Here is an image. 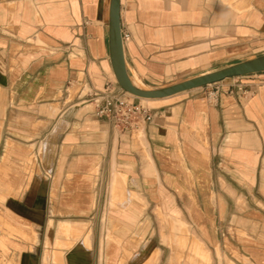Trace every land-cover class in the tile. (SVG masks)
Returning a JSON list of instances; mask_svg holds the SVG:
<instances>
[{"label": "crops", "instance_id": "0c3cea01", "mask_svg": "<svg viewBox=\"0 0 264 264\" xmlns=\"http://www.w3.org/2000/svg\"><path fill=\"white\" fill-rule=\"evenodd\" d=\"M109 5L0 0V264H264V72L120 129L81 104L124 92ZM120 26L144 90L264 54V0H120Z\"/></svg>", "mask_w": 264, "mask_h": 264}, {"label": "water", "instance_id": "95a60500", "mask_svg": "<svg viewBox=\"0 0 264 264\" xmlns=\"http://www.w3.org/2000/svg\"><path fill=\"white\" fill-rule=\"evenodd\" d=\"M108 48L112 71L117 84L127 94L135 98L150 100L171 96L202 88L225 79L264 72V54L225 68L205 73L164 88L144 90L136 88L130 81L124 62L123 42L120 26V0H110L108 22Z\"/></svg>", "mask_w": 264, "mask_h": 264}, {"label": "built area", "instance_id": "2783aa9c", "mask_svg": "<svg viewBox=\"0 0 264 264\" xmlns=\"http://www.w3.org/2000/svg\"><path fill=\"white\" fill-rule=\"evenodd\" d=\"M217 95V88L207 94L211 102L217 100ZM84 102L92 107L98 118L106 119L120 129L135 128L137 122L151 121L153 116L146 104L125 92L115 95L107 93L106 89L102 93L90 92Z\"/></svg>", "mask_w": 264, "mask_h": 264}, {"label": "bare ground", "instance_id": "6f19581e", "mask_svg": "<svg viewBox=\"0 0 264 264\" xmlns=\"http://www.w3.org/2000/svg\"><path fill=\"white\" fill-rule=\"evenodd\" d=\"M116 79V78H115ZM139 100L143 103V104H146L145 103V101H149L150 99H145V98H139ZM83 106H87L88 105V103H86V102H84V103H81ZM89 237V236H88ZM85 240H86V238H85ZM89 239H87V242H89L88 241ZM89 244V243H88ZM56 246V245H55ZM57 253V252H56Z\"/></svg>", "mask_w": 264, "mask_h": 264}, {"label": "rangeland", "instance_id": "374dc122", "mask_svg": "<svg viewBox=\"0 0 264 264\" xmlns=\"http://www.w3.org/2000/svg\"><path fill=\"white\" fill-rule=\"evenodd\" d=\"M69 247H71V245L68 244V246H66V248H69ZM187 250H188V249H187ZM1 251L4 252V249H1ZM188 252H189V250H188ZM189 254H190V253H189ZM123 262H124V261H123ZM123 262L121 261L120 263H123ZM5 263H6V261H3V260L1 261V264H5ZM124 263H125V262H124ZM147 263H149V262H146V264H147Z\"/></svg>", "mask_w": 264, "mask_h": 264}]
</instances>
